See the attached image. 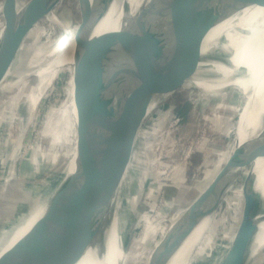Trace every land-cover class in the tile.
<instances>
[{"label": "water", "instance_id": "water-1", "mask_svg": "<svg viewBox=\"0 0 264 264\" xmlns=\"http://www.w3.org/2000/svg\"><path fill=\"white\" fill-rule=\"evenodd\" d=\"M75 1L80 23L79 33L75 31L79 39L75 42L76 63L72 75L74 170L66 176L71 161L68 146L62 178L57 184L50 177L49 181L43 180L41 188L45 190L40 203L47 201V204L35 216L17 246L1 256V264H81L92 245L97 246L101 257L111 201L128 170L135 126L139 124L138 120L125 129L124 118L140 98L142 86L148 82L146 78L156 66L167 63L198 68L203 61L201 67L213 68L216 63L228 67L226 55H222L224 58L201 56L197 43L230 15L264 5V0H145L123 28L93 36L108 12V0ZM38 2L36 12L40 13L44 1ZM0 5L4 23L0 37L1 87L19 45L15 44L14 36L17 0H1ZM252 67L256 75L263 70L262 65ZM250 81L258 84L257 89L264 82L262 75L259 81L254 82V77ZM236 92V101H242L244 96L238 89ZM253 97L251 108L259 101L257 92ZM234 107L237 121L238 106ZM253 113L252 118L259 120L258 114ZM250 142L237 146L219 171L211 193L212 203L225 193L228 176L234 170L248 167V177L254 178L251 165L260 147L254 148ZM56 146L61 145L52 147ZM59 164L58 156L50 158L52 170L59 169ZM58 176L57 173L55 177ZM242 191V217L219 264H239L257 226L262 202L253 189H248L247 194H244L245 189ZM212 203L209 213L215 210ZM128 238L125 237L126 243ZM165 241L162 240L160 246ZM170 248L173 250L174 246Z\"/></svg>", "mask_w": 264, "mask_h": 264}, {"label": "rangeland", "instance_id": "rangeland-1", "mask_svg": "<svg viewBox=\"0 0 264 264\" xmlns=\"http://www.w3.org/2000/svg\"><path fill=\"white\" fill-rule=\"evenodd\" d=\"M61 1L59 0L56 4L53 12L62 21L61 25L49 23L46 16L41 17L36 22L37 28L31 27L19 40L23 41L22 43L26 41L33 43V45L38 42L34 48L43 47L50 51L65 30L78 26L80 17L76 1ZM0 23H3L2 17H0ZM17 53V56H24L22 49ZM71 55L70 52L64 61L60 62V68L43 83L44 90L41 96L39 94L34 110L31 109V101L28 97L37 83V78L31 74L25 78L19 96L15 97L16 93L13 96L5 93L1 97L0 195L3 192L4 197L0 198V209L3 207L8 210L5 204H9L11 199L12 204L19 200V196L14 195L19 184L41 177L46 181H49L50 177V180L57 184L63 176V163L67 161L64 154L69 146L67 155L70 157L75 148V140L69 128V120L73 111V67L67 63L73 59ZM207 56L224 58L218 54ZM205 67L202 69L214 70L211 66ZM163 89V86L156 89L148 103L155 107L148 116L139 119V124L135 126L136 135L127 172L135 178L136 188L132 192L129 189L126 192L130 195V199L135 197V203L133 211L126 202H122L119 210L123 220V225L119 226L121 235L124 234L127 229L125 227L129 223V230L126 234L129 240L127 243L124 240V243L128 246L132 238L135 242H139L141 238L137 253L132 257L133 264H155L154 260L149 259L155 247H159L160 242L166 239L167 232H163V229L166 228L167 231L176 215L204 191L227 163L229 157L226 151L234 138L231 131L236 121L234 106H238V111L241 106L236 99L230 96L234 93L236 95V90L231 93L226 92L219 98L207 99L200 97L197 91L179 89L166 99L160 100ZM54 133L59 135L60 140L54 138ZM55 145L61 146L52 147ZM141 146L144 151L137 148ZM258 147L260 148L257 149L256 160L251 165L254 178L248 177L250 170L248 167L234 174L233 185L226 193H231L234 203H243L242 188L246 191L244 194H247L246 185L252 190L255 176L264 158L263 143ZM54 156H58L60 163L57 170H52L50 165V158ZM51 170L53 174L49 176ZM57 173L59 176L56 178ZM6 180L8 182H4ZM6 183L8 188L4 189L3 186ZM41 189L33 202L40 203L45 187ZM146 197L147 203L145 204ZM33 202L26 204V212L32 209ZM237 207L242 211V205L239 207L234 204L231 213H235ZM5 210L2 209V212ZM131 211L132 215H130ZM144 214L145 217L148 216L146 221L150 224L144 226L145 223H141V227L136 228ZM232 224L234 225L233 232L222 230L218 232L211 248L207 249L205 259L196 261L194 264H219V260L223 257L218 261L216 258L223 249L228 248L239 225L235 220ZM154 228L158 230L154 233L158 234L157 238L153 239L151 245H146L149 235L151 239L154 238L153 234H149L153 233L151 230ZM143 229L145 231L142 233ZM164 246L165 243L158 248L155 254L159 255L160 264H163ZM263 259L264 248L260 249L256 256L249 258L245 264H264Z\"/></svg>", "mask_w": 264, "mask_h": 264}, {"label": "bare ground", "instance_id": "bare-ground-1", "mask_svg": "<svg viewBox=\"0 0 264 264\" xmlns=\"http://www.w3.org/2000/svg\"><path fill=\"white\" fill-rule=\"evenodd\" d=\"M38 1L39 0H17L14 36L16 40L15 44L19 45L18 50L22 49V54H24V56L16 55L10 71L7 73V77L0 87V100H2L1 97L5 93L11 94L12 96L16 93L15 97H17L21 94L20 89L22 90L25 78L30 74L35 76L37 78V83L28 97L31 101L30 106L32 110L36 108L39 94L41 96L44 90L43 83H45L48 78L50 79L54 72L60 68V62L64 61L70 52L72 53L71 57L73 59L67 64H71L74 68L76 63L75 42L79 39V36L75 34V31L79 33L78 26H75L69 27L60 38L56 41L54 40V47L50 51L43 47L38 49L34 48L38 42L34 45L27 41L22 43L23 41L19 40V38L31 27L37 28L36 22L41 17L46 16V20L49 23L58 26L61 25L62 21L53 13L55 10L54 7L58 4L59 0H43L44 3L40 13L36 12ZM144 2L145 0H108V12L93 31V36L111 32L113 29V31H117L123 28L128 24V21L135 15ZM3 24L4 23H0V37L4 26ZM197 46L201 51V56L210 54L226 55V57H228V67L216 63L213 65L214 70H204L201 67L203 61L200 62L198 68H189L169 63L156 66L152 74L146 78L148 82L143 84L140 98L129 109L124 118L125 129L131 127V124L137 122L142 117L148 116L155 107L153 104L148 105V103L156 89L162 86L164 89L159 97L160 100L166 99L174 91L179 89L197 91L200 97L207 99L219 98L226 94V92L231 93L238 89L244 96V99H242V101L237 100L241 106L238 111L237 121L231 127L234 138L231 144H229L226 153L230 158L237 146L248 143L249 141L253 143L254 148L258 147L264 141V82L259 85L257 89L258 84L255 83L254 85L250 80H253L254 77V82H257V80L259 81V78H261V75L264 80V5L243 9L230 15L212 28L208 34L197 43ZM246 54L249 56H245ZM254 65L263 66V70L258 73V75L253 71L254 69L252 66ZM248 81L250 84H247ZM240 82L241 84H239ZM256 92L259 101L256 100L257 104L251 108L250 102L254 98L253 95L256 94ZM230 96L236 99L235 93ZM72 104L73 111L72 117L69 120V128L72 130V137L76 140L73 94ZM253 112L258 114L259 120L256 119L257 117L255 116L252 118ZM53 136L55 139L60 140L58 134L54 133ZM137 148L143 150L142 146ZM137 154L138 152L136 155ZM74 156L75 150L71 153V161L66 176L71 174L74 170ZM242 169L243 168L236 169L229 174L225 193L221 194L217 200H213L212 203L211 193L217 175L215 178L213 177L214 179L204 191L170 222L167 231L166 228L163 229V232H167L164 254L162 257L163 264H194L196 261H203L207 254V249L211 248L218 232L221 230L224 232H233L234 225L232 221L235 220L238 224L242 217V211L237 207L235 213H231V209H234V204L239 207L242 204H239V202L234 203L230 195L231 193H226L233 185L234 174L240 172ZM4 182H8V180ZM134 182L135 178L133 175L126 172L115 198L111 201V210L107 217L108 222L103 232L101 248L103 255L100 257L101 254L98 255L99 250L97 246L92 245L87 249L81 264H133L132 257L137 253L136 251L140 245L141 238L139 242H135L132 238L129 245L124 248V240L125 237H127L126 234L129 230V223L125 227L127 229H125L124 234L121 235L119 226L120 224L121 226L123 225V220L120 216L121 214H119V210L122 207V202H126L133 211L135 197L130 199V195L128 193L126 194V192L128 189L132 192V190L136 188ZM42 185V177L28 183L19 184V188L15 190L14 194L19 196V200L12 204L11 199L9 204L4 205L8 207V210L2 207V209L5 210L2 212V209H0V258L11 247L17 246V242L28 232L35 216L47 204V201L44 203L33 202L34 197L40 192L39 190ZM263 186L264 158L261 163V168L255 176L252 187L257 199L259 198V200H261L262 207L258 214L256 229L244 253L241 255L239 264L247 263L249 258L256 256L258 251L264 248ZM3 187L7 189L8 184H4ZM246 187L250 190L248 185H246ZM2 197H4L3 192L0 195V198ZM146 201L147 197L145 199V204L147 203ZM31 202H33V207L30 211L26 212V204ZM211 203L214 205L215 210L209 213ZM132 211L130 215H132ZM147 218L148 216L146 215L145 217L144 214L139 223H137L136 228L139 226L141 227V223H145V225L143 224L144 226L150 224L146 221ZM155 229L156 228L151 230L153 233H149L153 234L152 237L154 238L151 239L149 235L147 240L145 237L146 245H151L153 239L157 238L158 234L154 233L158 232V230ZM149 230L150 228L148 231ZM144 231L143 229L142 233ZM142 241L144 240L142 239ZM171 246H174L173 250H171ZM227 249L228 248H226V250ZM157 250L155 252H157ZM226 250L223 249L220 252L216 258L217 261L223 257ZM153 260L155 264H160L159 255H155L151 261ZM2 262L3 261H0V264Z\"/></svg>", "mask_w": 264, "mask_h": 264}]
</instances>
